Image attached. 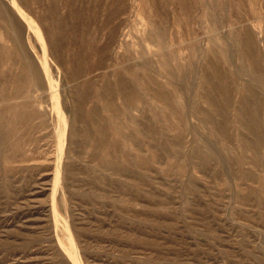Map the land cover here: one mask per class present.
I'll return each mask as SVG.
<instances>
[{"label":"rangeland","instance_id":"1","mask_svg":"<svg viewBox=\"0 0 264 264\" xmlns=\"http://www.w3.org/2000/svg\"><path fill=\"white\" fill-rule=\"evenodd\" d=\"M18 3L0 264H264V0Z\"/></svg>","mask_w":264,"mask_h":264},{"label":"bare ground","instance_id":"2","mask_svg":"<svg viewBox=\"0 0 264 264\" xmlns=\"http://www.w3.org/2000/svg\"><path fill=\"white\" fill-rule=\"evenodd\" d=\"M7 1V0H6ZM8 1H10L11 2V4L14 6V8L20 13V15H21V17L23 18V21L24 22H27V24H28V28L29 29H31V31L33 30V32L34 31H36V33H37V35H38V37H39V40L38 41H40V44H41V50H42V56H43V62H44V69H45V71H47V75L49 76V68H48V59H49V54H48V49H47V45H46V42H45V40H44V38H43V35H42V31L39 29V26L36 24V22H31L29 19V17H28V15H27V13L26 12H24V10L21 8V6L19 5V3H18V0H8ZM8 4V3H7ZM11 4H10V6H11ZM32 19V18H31ZM30 31V32H31ZM35 33V34H36ZM36 36V35H35ZM42 56L40 57V58H42ZM66 76V75H65ZM83 81V80H82ZM51 84V83H50ZM258 120V119H257ZM66 133V132H65ZM65 135V134H64ZM62 136V135H61ZM62 140V139H61ZM65 140V139H64ZM66 181V180H65ZM126 185V184H125ZM62 186V185H61ZM63 188V187H62ZM63 193V192H62ZM68 233H67V240H68V243L70 244V245H73L75 242H76V240H75V237H74V234H73V232L69 229L68 231H67ZM71 249H72V254L70 255L71 256V258L74 260V262H75V264H83L82 263V261H81V259H80V256H79V254H78V249H75V248H72L71 247Z\"/></svg>","mask_w":264,"mask_h":264}]
</instances>
